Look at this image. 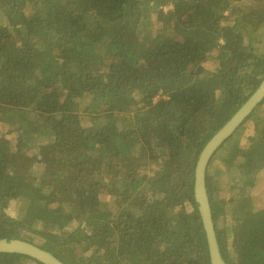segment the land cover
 Listing matches in <instances>:
<instances>
[{
    "label": "trees",
    "instance_id": "trees-1",
    "mask_svg": "<svg viewBox=\"0 0 264 264\" xmlns=\"http://www.w3.org/2000/svg\"><path fill=\"white\" fill-rule=\"evenodd\" d=\"M263 80L264 0H0V239L211 264L197 162ZM206 180L225 261L264 264V99Z\"/></svg>",
    "mask_w": 264,
    "mask_h": 264
},
{
    "label": "water",
    "instance_id": "water-1",
    "mask_svg": "<svg viewBox=\"0 0 264 264\" xmlns=\"http://www.w3.org/2000/svg\"><path fill=\"white\" fill-rule=\"evenodd\" d=\"M263 99L264 80L248 101L206 144L197 162L194 192L195 199L199 204V211L208 239L211 264L228 263L225 261L221 252L213 219L212 207L207 189V168L219 146L234 133L237 127L255 110ZM0 253L24 254L44 264H66L50 251L22 239H0Z\"/></svg>",
    "mask_w": 264,
    "mask_h": 264
},
{
    "label": "rangeland",
    "instance_id": "rangeland-1",
    "mask_svg": "<svg viewBox=\"0 0 264 264\" xmlns=\"http://www.w3.org/2000/svg\"><path fill=\"white\" fill-rule=\"evenodd\" d=\"M241 176H242V178L245 180V181H247V183H248V186L249 187H251L252 185H253V183H255L258 179H257V172H245L244 174L243 173H241L240 174ZM221 178H225V176L223 175ZM235 180V179H234ZM238 180V179H237ZM219 183H220V185L222 186V187H224V185L227 183V182H221V181H219ZM219 185V186H220ZM106 195L108 194V193H105ZM109 195V194H108ZM23 196H24V194H23ZM21 198H22V196H20ZM106 197H108V198H110V197H112L111 199H113L114 198V196H106Z\"/></svg>",
    "mask_w": 264,
    "mask_h": 264
}]
</instances>
